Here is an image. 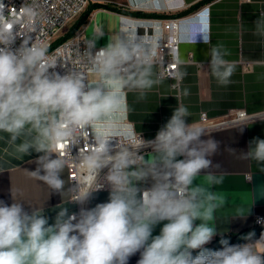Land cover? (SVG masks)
<instances>
[{
    "label": "clouds",
    "instance_id": "9594fccd",
    "mask_svg": "<svg viewBox=\"0 0 264 264\" xmlns=\"http://www.w3.org/2000/svg\"><path fill=\"white\" fill-rule=\"evenodd\" d=\"M209 29L205 12L182 28L181 39L209 43ZM257 31L264 34V21L257 22ZM158 40V34L140 36L135 27L123 25L91 56L98 77L91 84L77 72H50L53 65L39 45L0 47V133L7 134V144L25 155L40 154L32 174L59 193L66 161L53 151L91 128L94 147L83 162L94 172L107 169L110 189L107 202L82 207L78 214L61 208L53 223L21 203L0 201V264H129L138 252L136 264H264V254L248 243L233 245L222 237L220 249L205 247L217 235L213 221L224 203L211 190L223 178L209 171L219 145L201 139L208 135L204 128L186 123L183 105L153 140L140 137L128 145L134 136L124 123L127 91L143 93L153 86ZM209 54L211 75L227 85L235 63L225 59L222 46L211 47ZM116 138L124 143L118 145ZM144 148H151L147 157L141 154ZM241 154L264 171V139L254 138ZM201 174L205 180L197 183ZM149 180L150 187H141ZM165 221L154 236V228Z\"/></svg>",
    "mask_w": 264,
    "mask_h": 264
},
{
    "label": "crops",
    "instance_id": "0c3cea01",
    "mask_svg": "<svg viewBox=\"0 0 264 264\" xmlns=\"http://www.w3.org/2000/svg\"><path fill=\"white\" fill-rule=\"evenodd\" d=\"M202 1L163 0L161 5L160 0H91L90 5L100 3L102 6L94 7L77 31L93 39L98 47H104L111 37L120 34L125 24L135 27L140 36L144 33L161 34L160 22L148 28L144 25L143 28L136 22L137 19L183 18L178 46L180 86L176 88L172 80L160 77L154 64L155 82L151 89L143 93L139 90L127 91L128 111L124 114V123L130 126L133 135L155 136L175 108L181 105L188 111L185 119L189 124L199 122L202 112L216 120L240 110L252 116L245 122L210 130L208 135L201 137L204 140L211 138L219 145L217 152L210 157L214 166L209 169L223 178L222 183L211 186V190L224 199L213 221L217 232L215 237H219L252 227L258 216H264V171L254 160L244 159L241 154L248 151L254 138L264 139V34L257 31V22L264 21V0ZM87 9L70 24L80 19ZM205 12L210 25L209 43L203 42L200 37L196 44L182 40V28ZM217 46H222L228 53L225 59L236 65L227 85H220L209 70L210 48ZM97 79L92 70L89 84ZM6 137V133H0V201L8 205L21 203L28 212L45 214L49 223L54 222L56 212L61 208L67 207L70 212H75L78 205L72 200L73 187L66 163L61 174L64 186L59 193L53 192L32 174L38 167L36 160L40 154L19 153L7 144ZM53 155L57 156L54 152ZM216 164L219 168L215 167ZM204 180V174H201L196 182ZM150 186L151 180L141 185ZM109 195L110 190L91 191L85 208L107 202ZM163 223L166 221L154 228V236L159 234ZM251 245L257 253L264 254V241ZM139 258L138 252L130 257L129 264H136Z\"/></svg>",
    "mask_w": 264,
    "mask_h": 264
},
{
    "label": "built area",
    "instance_id": "2783aa9c",
    "mask_svg": "<svg viewBox=\"0 0 264 264\" xmlns=\"http://www.w3.org/2000/svg\"><path fill=\"white\" fill-rule=\"evenodd\" d=\"M91 0H0V41H7L8 44H0V47L12 46H33L39 45L46 49V60L53 67L50 72H57L61 75L66 72H77L82 74L89 83V74L93 70L91 56L98 47L94 40L89 38L82 31H77L72 37L66 39L59 45L49 49L54 37L63 27L70 24L89 5ZM181 17H168L165 19L145 18L137 19L136 22L147 28L160 22L161 34L155 47V63L160 77H167L172 80L174 87L178 88L181 82L178 46L180 41ZM145 28V27H143ZM155 34L144 33L141 36L151 37ZM252 116L246 111L240 110L224 119H211L206 112H202L201 119L197 123H191L204 128L205 132L220 127L245 122ZM133 141L128 145L137 142L138 138L153 140V137H146L142 133L133 135ZM118 145L124 143L116 138ZM63 145V148L59 147ZM94 147V133L91 128L80 130L74 138H67L56 145L54 153L66 161L68 177L73 187L72 200L77 203V210L85 208L84 199L93 190H110L107 186L106 172L104 169L94 172L86 167L83 156L88 154ZM151 148H144L141 154L150 152ZM104 186L103 188H101ZM101 188V189H100ZM256 224H264V216L256 218Z\"/></svg>",
    "mask_w": 264,
    "mask_h": 264
},
{
    "label": "trees",
    "instance_id": "16d2710c",
    "mask_svg": "<svg viewBox=\"0 0 264 264\" xmlns=\"http://www.w3.org/2000/svg\"><path fill=\"white\" fill-rule=\"evenodd\" d=\"M206 1H210V0H204L202 2H206ZM89 5H88V9L85 11L83 16L80 19H78L76 22H74L72 26L70 27V29L64 35L54 39L49 49L59 45L66 39L72 37L76 33L79 26L84 22L89 12L96 6H102V4L100 3L91 4L90 6ZM137 14H140V13L137 12ZM249 233H254L255 235L251 239H246ZM262 234H264V224L255 223L254 226L245 228L239 232L232 233L230 235H223V236L215 237L207 245H205V247L212 249V250L220 249L222 247V245L220 244V240L222 237L227 238L230 241V243L233 245H241L245 243L253 244V243H256L257 241H264V237H262ZM193 255H196L195 251L193 252Z\"/></svg>",
    "mask_w": 264,
    "mask_h": 264
},
{
    "label": "rangeland",
    "instance_id": "374dc122",
    "mask_svg": "<svg viewBox=\"0 0 264 264\" xmlns=\"http://www.w3.org/2000/svg\"><path fill=\"white\" fill-rule=\"evenodd\" d=\"M73 24V23H72ZM72 24H68L67 26L63 27L62 30L54 37V39L64 35L72 26Z\"/></svg>",
    "mask_w": 264,
    "mask_h": 264
},
{
    "label": "snow or ice",
    "instance_id": "6c2138e0",
    "mask_svg": "<svg viewBox=\"0 0 264 264\" xmlns=\"http://www.w3.org/2000/svg\"><path fill=\"white\" fill-rule=\"evenodd\" d=\"M201 19H203V17H201ZM59 147L63 148V145H59Z\"/></svg>",
    "mask_w": 264,
    "mask_h": 264
}]
</instances>
